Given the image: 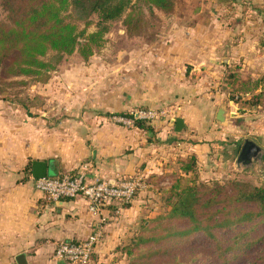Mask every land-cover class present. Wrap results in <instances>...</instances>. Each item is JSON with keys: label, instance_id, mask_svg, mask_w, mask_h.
I'll list each match as a JSON object with an SVG mask.
<instances>
[{"label": "crops", "instance_id": "obj_1", "mask_svg": "<svg viewBox=\"0 0 264 264\" xmlns=\"http://www.w3.org/2000/svg\"><path fill=\"white\" fill-rule=\"evenodd\" d=\"M226 1L194 0L195 6L211 8L206 15L192 14L190 27L156 33L150 45L132 48L121 61H82L81 76H52L39 85L46 88L38 96L43 108L33 103L34 94L27 107L0 96V264H17L19 255L26 264H66L54 258V248L92 234L99 238L94 258L102 261L108 248L104 239L112 237L105 233L126 211L94 215L81 197L44 198L34 188L33 161L46 162L50 177L83 174L88 182L113 183L141 176L164 186L179 161L194 156L197 165L203 163L202 146L214 149L210 137L216 139L222 130L249 131L254 120L264 139V106L249 119L252 111L239 115L236 104L225 103V95L214 91L228 70H252L245 73L253 80L264 76V0H243L256 6L238 16L225 11ZM223 104L232 125L218 131L212 119ZM140 108H171L174 120L182 118L185 126L176 133L174 123L158 120L146 122L148 131L111 120ZM240 119L246 124L236 127ZM238 141L231 153L224 150L227 159L237 154ZM257 146L264 160V149Z\"/></svg>", "mask_w": 264, "mask_h": 264}, {"label": "trees", "instance_id": "obj_2", "mask_svg": "<svg viewBox=\"0 0 264 264\" xmlns=\"http://www.w3.org/2000/svg\"><path fill=\"white\" fill-rule=\"evenodd\" d=\"M177 2L0 0L5 13L4 20H0V85L26 86L29 79L47 83L49 73L54 71L44 60L48 54L53 55L55 63L74 53L81 61H88L104 46L111 25L118 21L127 38L147 36L145 39L151 40L154 33L146 34L145 12L170 15L175 12ZM91 26L94 30L88 32ZM221 89L231 97L227 100L232 101L236 95L239 113H244V106H264V76L253 80L228 70ZM244 95H250L251 99L243 101ZM134 127L150 130L144 121H136ZM238 147L237 152L241 146ZM198 172L196 158L188 156L178 162L169 184L159 186L154 180L144 178V189L136 191L127 202L112 200L101 211L112 214L116 208H130L139 193L153 195L160 213L149 221L143 220L144 235L134 240L140 247L136 257L139 264H155L157 259L159 264H264V254H251L257 244L264 242V234L260 233L264 227V181L258 185L239 180L223 185L216 181L204 183L199 181ZM29 175L27 171V178ZM196 234H202L208 241L202 245V251H197L196 242L192 241ZM84 241L67 244L79 245ZM98 242L88 264L94 263ZM130 254L127 251V256Z\"/></svg>", "mask_w": 264, "mask_h": 264}, {"label": "rangeland", "instance_id": "obj_3", "mask_svg": "<svg viewBox=\"0 0 264 264\" xmlns=\"http://www.w3.org/2000/svg\"><path fill=\"white\" fill-rule=\"evenodd\" d=\"M226 1V0H222ZM234 1V5L230 3V1H226L224 5L225 11L229 13H235V16H238L239 13L243 14L247 9L255 8L256 5L251 4L250 2H246L243 0H231ZM194 0H179L177 3V7L175 13L173 15L168 16L166 14L154 12L153 15H150L148 12H145V17L147 20V30L146 34L150 36V34H158L161 33L163 36L167 34V30L169 29H183L190 27V17L192 14L201 13L206 15L211 8V6L201 7L195 6ZM225 3V2H223ZM213 5V4H212ZM257 8V7H256ZM255 10V9H253ZM204 15H201L205 18ZM5 13L0 8V20H4ZM239 18V17H238ZM199 23L202 22V19L199 18ZM205 20V19H204ZM92 21L95 22V18L92 17ZM94 26H91L88 32H92L94 30ZM255 27V26H254ZM147 37V36H145ZM143 38H139L140 40H131V38H127L124 34V30L121 26V21L115 22L111 25L109 33L105 36L106 42L104 46L97 50L93 56H91L90 60L96 61H121L125 59L127 53L132 51V48L143 49L145 46L151 44V40H147ZM174 41V38H168L166 40ZM176 40V39H175ZM136 41V42H135ZM150 42V43H148ZM146 44V45H145ZM52 54H48L44 60L48 61L53 67L54 71L50 74V78L52 76L63 77L69 75L71 72H74L75 76H81L80 74V66L81 59L79 56L74 53L71 56H64L58 63L54 62ZM93 57V58H92ZM235 72H238L239 75L243 77H249L245 72H251L252 70H245L240 73L239 69H232ZM40 83L34 82L32 79L27 80L26 86H15L14 88H6L5 86L0 85V96L6 97L8 99L13 100L14 102L21 103L24 107H27L29 103L31 104V99L33 98V94L35 101L33 102L36 107L43 108L42 103L44 101L40 99L41 96L46 92V88L43 89ZM219 89H215L214 91H218L220 94L225 95L226 102L232 104L233 106L236 104L235 96L234 99L227 100V98H231L226 92H223L221 89V85L218 87ZM54 92V91H52ZM57 92H63V89L57 90ZM55 93V92H54ZM256 94V91L254 92ZM40 96V97H38ZM243 101H248L251 99L250 95H244L241 97ZM224 105V104H223ZM240 105V104H239ZM239 105L236 104L239 113ZM261 106H244V113H239V115L247 114L249 119L251 116L255 115V108ZM170 109V108H167ZM243 109V110H244ZM260 109V108H259ZM258 111V110H257ZM228 112V111H227ZM228 117V116H227ZM213 123H215L218 127V131H220L219 126L228 125L229 122L224 124L218 123L216 119H212ZM236 127L244 126L246 122L243 119H240V122H237ZM255 121L252 120L249 122L253 128H248L247 130H241L235 134H231L229 129L222 130L221 136L215 138L210 137L212 142L215 144V148L212 147L206 148L205 143H201L204 150L203 153V163L198 164L199 172L198 179L204 183H210L212 181L219 182L221 185L229 183L230 181H244L253 185H258L261 181H264V160L260 157L257 160L252 159L251 163L248 165H236V160L239 152L237 154H233L232 158L229 157L228 154H225L224 150L229 149L232 152L231 147L232 144L236 145L235 141H238L239 146H242L243 141L241 139L248 138L253 141L257 145H261L264 149V139L258 137L257 130L255 126ZM229 125H232L230 123ZM236 125V124H233ZM220 139V140H219ZM258 139V140H256ZM263 141V142H262ZM219 142V143H217ZM231 145V146H230ZM226 147V148H225ZM230 147V148H229ZM206 148V149H205ZM239 148V147H238ZM241 149V147H240ZM239 149V151H240ZM264 152V150H263ZM262 155V153H261ZM259 157V156H258ZM170 182V181H169ZM168 182V183H169ZM159 205L155 204V198L153 195L147 192L139 193V196L136 197L133 204L124 212H120L116 215L112 223L110 224L109 231L105 233V235H112V237H108L104 239V242L108 243L107 254H105V258L102 261L93 260L92 264H139L140 261H136V257L140 253V247L134 244V240L136 237L144 235L143 230L141 229V225L143 220H151L154 216L160 213L158 209ZM261 234H264V227H262ZM110 241H107L109 240ZM193 242H196V250L202 251L204 244L208 243L205 240L202 234H196L193 239ZM205 242V243H204ZM105 245V244H104ZM127 251L131 252L130 255L127 256ZM186 254V253H185ZM253 256L263 255L264 254V242H260L254 247L253 252L251 253ZM181 254L178 255L180 257ZM158 260V259H157ZM155 262V264H159V261ZM161 264V263H160Z\"/></svg>", "mask_w": 264, "mask_h": 264}, {"label": "built area", "instance_id": "obj_4", "mask_svg": "<svg viewBox=\"0 0 264 264\" xmlns=\"http://www.w3.org/2000/svg\"><path fill=\"white\" fill-rule=\"evenodd\" d=\"M111 120L123 126H133L136 121L151 123L158 120H174L173 109H137L129 115H112ZM146 187L144 178L135 176L117 180L88 182L85 175H63L61 178L34 179V188L44 198L58 202L64 198H83L88 210L94 215H100L101 209L112 200L127 202L136 191ZM98 240L97 234H92L79 245L60 243L54 248V258L66 264H88L90 254Z\"/></svg>", "mask_w": 264, "mask_h": 264}, {"label": "water", "instance_id": "obj_5", "mask_svg": "<svg viewBox=\"0 0 264 264\" xmlns=\"http://www.w3.org/2000/svg\"><path fill=\"white\" fill-rule=\"evenodd\" d=\"M216 121L218 123L224 124L226 121V108L224 105H221L216 116ZM170 124L174 123V132L180 133L184 128V122L182 118H177L175 120L170 121ZM262 150L251 140H243V144L239 151L236 165H248L251 163L252 159L257 160L261 157ZM259 156V157H258ZM31 175L33 179H42L48 177L50 170L49 166L44 161H33L31 163ZM17 264H26V259L24 255H19L16 258Z\"/></svg>", "mask_w": 264, "mask_h": 264}]
</instances>
